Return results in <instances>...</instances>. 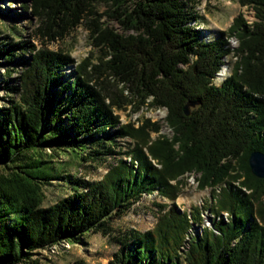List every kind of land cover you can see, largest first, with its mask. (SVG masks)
<instances>
[{
	"label": "trees",
	"instance_id": "obj_1",
	"mask_svg": "<svg viewBox=\"0 0 264 264\" xmlns=\"http://www.w3.org/2000/svg\"><path fill=\"white\" fill-rule=\"evenodd\" d=\"M101 1L108 10L99 14ZM199 1L20 0L19 13L39 21L35 35L23 23L1 22L0 264H38L40 250L86 243L89 233L116 244L108 264H264V178L248 164L252 151L264 152V0H236L255 19L246 24L237 16L216 36L193 24ZM102 15L123 32L102 24ZM82 22L96 33L95 61L89 54L74 64L68 52L32 41L63 38ZM229 35L238 39L235 48ZM230 53V73L215 85ZM187 102L195 103L189 115ZM128 104L165 107L172 137L151 138L159 126L149 117L119 124L114 108ZM61 152L68 160L54 163ZM86 162L106 170L96 180L69 172ZM192 170L200 172V188L212 189L210 213L229 214L195 234L189 230L200 223L197 208L190 222L174 204L179 177ZM52 180L64 194L42 206ZM155 190L170 206L155 204L161 212L151 228L111 226Z\"/></svg>",
	"mask_w": 264,
	"mask_h": 264
},
{
	"label": "rangeland",
	"instance_id": "obj_2",
	"mask_svg": "<svg viewBox=\"0 0 264 264\" xmlns=\"http://www.w3.org/2000/svg\"><path fill=\"white\" fill-rule=\"evenodd\" d=\"M19 6L20 0H0V9L7 13V15H0V24L3 21L8 23L14 22L19 27L23 23L28 26L30 34L35 35L39 21L29 14L28 11L20 14ZM94 8L97 13L102 14L108 10V5L101 1L96 3ZM194 10L197 11L198 18L193 24H195V28L201 30L205 35L216 36L220 32H228V27L237 16H241L246 24H250L255 19L254 10L249 6H240L236 0H201L196 4ZM14 13H19L17 18L14 17ZM99 20L114 31L118 33L123 32L120 24L116 20L110 19L107 15H102ZM95 35L96 33L93 32L92 26L86 22H82L70 30L63 38L45 42L40 37L36 38L32 36V41L38 47L45 46L50 50L68 52L73 58L74 64H76L89 54L92 55L94 61L101 54L100 48L94 47L92 44ZM227 41L230 48H235L238 45V39L233 35H229ZM225 60L226 63L222 64L219 71L215 74L213 79L215 85H218L229 75L230 68L236 58L233 53H230L225 57ZM4 67V64H0V74L4 70ZM0 85H3V83H0ZM116 86L125 97H131L127 86L121 83H116ZM1 96H3L2 89H0V103L3 102ZM114 113L118 116L119 124L130 122L134 126H137L144 117H149L152 121L157 122L159 126L158 131L150 133L153 139L162 135L170 139L173 135L170 126L165 120L167 114L165 107H153L142 104L138 109H133L132 105L128 104L124 108H114ZM123 140L126 142L130 138H124ZM174 147L177 149V145ZM46 151L47 153L50 152L49 149ZM123 158L127 161L129 160L128 156H124ZM107 159L109 160V157ZM52 160L54 163H57V161L66 162L68 154L61 152L55 155ZM105 170V165L102 166L100 164L95 168L92 163L86 162L81 165L75 164L71 166L69 172L84 176L89 180H96L101 177ZM199 176L200 172L194 170L186 171L180 176L179 190L174 200V204L180 211L184 210L190 214L188 216L190 217V222L193 221L191 218L192 207H196L197 211H199L200 223H193V226L189 230L192 234L200 232L203 227H212L213 221H217L219 218L227 220L229 217L227 211H222L218 215L210 213L208 206L212 201V189L210 187L200 188L198 186ZM171 182L173 183L174 181ZM216 187L215 190L218 192ZM43 191L45 197L42 201V206L51 205L64 194L57 180H52L51 183L44 185ZM261 199L264 203V195ZM156 203L164 204L166 206L164 209H168L170 199L157 193L156 190L152 194H143L133 204L131 210L120 217L114 218L110 224L113 228L120 230H147L153 226L157 215L161 212L158 206L155 205ZM184 240L182 241V247H185L187 244ZM116 249V244L112 243L106 236H102L99 233H89L86 235V243L78 244L61 241L40 250L35 256L39 261L38 264H72L75 260H83L86 264H108L112 253Z\"/></svg>",
	"mask_w": 264,
	"mask_h": 264
},
{
	"label": "water",
	"instance_id": "obj_3",
	"mask_svg": "<svg viewBox=\"0 0 264 264\" xmlns=\"http://www.w3.org/2000/svg\"><path fill=\"white\" fill-rule=\"evenodd\" d=\"M194 105V102H187L183 106L184 113L189 115L190 109ZM248 164L253 175L264 178V152L259 150L252 151L248 156Z\"/></svg>",
	"mask_w": 264,
	"mask_h": 264
},
{
	"label": "bare ground",
	"instance_id": "obj_4",
	"mask_svg": "<svg viewBox=\"0 0 264 264\" xmlns=\"http://www.w3.org/2000/svg\"><path fill=\"white\" fill-rule=\"evenodd\" d=\"M66 244H67V243H66ZM66 244H65V245H66ZM68 245H69V244H68Z\"/></svg>",
	"mask_w": 264,
	"mask_h": 264
}]
</instances>
